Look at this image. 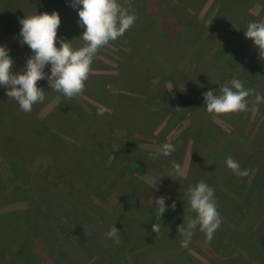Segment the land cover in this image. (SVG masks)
<instances>
[{
  "label": "rangeland",
  "instance_id": "1",
  "mask_svg": "<svg viewBox=\"0 0 264 264\" xmlns=\"http://www.w3.org/2000/svg\"><path fill=\"white\" fill-rule=\"evenodd\" d=\"M44 3L60 17L57 39L82 47L70 0ZM130 8L134 25L98 51L81 95L65 98L52 81L40 80L45 100L24 113L0 87V264H69L71 257L74 264H264V102L258 111L212 118L202 95L219 94L232 79L264 95V61L243 32L249 22L264 24V0H131ZM37 12L0 27L14 73L32 55L19 43V20ZM255 93L247 97L249 109ZM165 143L175 146L176 158L151 159ZM229 156L249 174L228 169ZM128 159L145 171L132 163L126 176L108 172ZM173 162L183 173L170 178ZM200 181L214 189L216 202L227 195L235 204L220 203L223 227L210 242L197 228L182 248L178 228L194 213L181 201ZM159 197L166 207H182L157 221V237L169 243L145 240L149 250L133 245L121 253L112 240L99 249L97 237L113 226L120 243L128 237L132 245L144 223L137 221L155 215Z\"/></svg>",
  "mask_w": 264,
  "mask_h": 264
},
{
  "label": "clouds",
  "instance_id": "2",
  "mask_svg": "<svg viewBox=\"0 0 264 264\" xmlns=\"http://www.w3.org/2000/svg\"><path fill=\"white\" fill-rule=\"evenodd\" d=\"M130 2L131 0H124V4L129 5L125 7L120 0H70V7L77 10L78 27L83 29L79 39L84 44L78 49L73 48L72 41L57 39V29L61 21L55 11L19 20L21 26L19 43L27 45L32 55L26 60L24 68L14 73L10 49L0 46V87L6 90V96L14 100L22 112L30 113L33 105L45 100V91L37 87L40 80L52 81L50 86L53 91L65 98L81 95L98 51L109 42L122 37L134 25L137 17L131 11ZM243 32L244 37L257 49L259 59L264 61V24L249 22L246 31ZM48 65L51 66L50 74L44 71ZM107 87L111 88V85ZM253 93L255 90L245 88L243 81L232 79L230 86L219 88V94L217 90L203 93V108L212 118L250 110L258 111L256 106L264 102V95L255 93L254 107L249 109L247 97ZM104 111L106 109L98 112V115H103ZM175 150L173 144L165 143L160 153L152 154L151 159H157L159 155L167 157ZM225 163L227 168L239 177L249 174L247 169L241 170L239 162L231 156ZM182 173L181 166L173 162L171 170L165 176L171 178ZM186 197L188 212L194 213V216L184 217L187 219L186 226L181 225L178 228L183 237L180 245L182 248H188L197 228L205 234L206 242H210L221 224L212 187L200 181L188 187ZM165 200V197L155 199L154 216L157 221L161 220L169 208L175 210V201L166 207ZM160 227V223H153L152 231L157 234ZM106 237L112 239L116 245L120 244V231L115 226L106 233Z\"/></svg>",
  "mask_w": 264,
  "mask_h": 264
},
{
  "label": "trees",
  "instance_id": "3",
  "mask_svg": "<svg viewBox=\"0 0 264 264\" xmlns=\"http://www.w3.org/2000/svg\"><path fill=\"white\" fill-rule=\"evenodd\" d=\"M29 1H30V5H29ZM44 1L45 0H0V27H2V26H4V25H6L8 22H10V24L12 25V23L13 22H15L16 20H18V17L22 14V12H25V11H29L30 9H33L34 7H37V9H38V12H37V14L39 15V14H41V13H44V12H46V11H50L51 10V7L50 6H45V5H43V4H45L44 3ZM29 5V6H28ZM42 5V6H41ZM234 6V5H233ZM222 10H223V8H222ZM47 13V12H46ZM21 18H23V17H20L19 19H21ZM17 23V22H16ZM8 30L9 29H6V32H8ZM177 34V33H176ZM178 35V34H177ZM173 38H175V34H174V36H173ZM169 106H172L171 104H168ZM175 151L171 154V155H169V156H167L168 158H169V160H172L173 161V159H175L176 158V156H177V153L175 154ZM175 157V158H174ZM164 159H166V158H164ZM137 164V170H140V171H145V169H144V167H142L140 164H138L137 162H134V161H130V159H128V161H126L124 164H122L121 165V168L120 167H117V166H115V165H110V169H109V173H121L120 174V176L122 175V174H124L125 175V171H126V169H127V167L129 166V164ZM113 167V168H112ZM124 169H125V171H124ZM111 171V172H110ZM147 173H148V171H146ZM126 176V175H125ZM226 196V198H225V201L226 202H228V203H230V202H232V203H234L235 202V199H233V198H229L227 195H225ZM167 198H169V199H174L170 194L167 196ZM233 200V201H232ZM225 201H221L220 200V202H217V209L220 207V203L221 202H225ZM176 203H177V205H176V207H179L180 208V210L182 209V207L181 206H184L186 203H188V201H187V199L186 200H182L181 201V203H183L181 206H178V201H175ZM169 203V202H168ZM169 204H171V203H169ZM235 204V203H234ZM188 207H189V205H188ZM153 210V209H152ZM152 210H150V211H152ZM220 210V209H219ZM154 211V210H153ZM224 211V210H223ZM149 213H151V214H148V215H146V214H144L145 216H142V218H140L141 220L140 221H137V222H140V223H143L142 225H140L138 228H135V231H136V233L138 234V238H137V240H139V236L140 235H142V234H144L145 236H144V238H143V242H140V245L138 244V242H137V240H134L133 239V242H132V245H128L127 244V242H128V237H126V239H125V241H124V243H120L119 245H116L117 247L116 248H119V249H121V253H123L124 252V250L126 251L127 249H130V248H132L133 247V245L136 247V246H138V247H136L137 249H142V248H144L145 250H149L150 249V246L149 245H147V241H145V240H154L155 238H157V242H159L160 240V244L159 245H161V247L163 246V242L165 243V242H168V241H166V240H163L162 238V236H159V238L157 237V235H156V233H154L153 231H152V224L153 223H157V220L155 219V216H154V214L152 213V212H149ZM220 214H222L223 216H224V212H222L221 211V213ZM141 216V215H140ZM79 221H83V220H80L79 219ZM236 224V223H235ZM162 225V224H161ZM237 225V224H236ZM180 227V226H179ZM222 224H220V227L217 229V232H218V230H219V232H221L220 230L222 229ZM90 230H94L93 228H89ZM132 229V228H131ZM70 230V229H69ZM85 231H88L87 230V228H85L84 229ZM71 231V230H70ZM132 231H134V229H132ZM134 231V232H135ZM72 232V231H71ZM128 234H130V235H134V234H132L130 231H128ZM215 235L217 234L216 232L214 233ZM136 235V234H135ZM102 237V238H101ZM101 237H97L98 238V247H99V249L100 250H103V248L105 249V247H104V245H106V243H110L111 241H112V239H110V238H105V237H103V236H101ZM181 237H182V235H181ZM181 237H179V238H181ZM78 238H80V236H78ZM183 238V237H182ZM181 238V239H182ZM84 239H88V237H84L83 239H81V243H83V241L82 240H84ZM106 242V243H105ZM112 243V242H111ZM169 243V242H168ZM213 244V246L214 247H216L215 245H214V243H212ZM217 248V247H216ZM60 250L59 251H62L61 250V247L59 248ZM99 250V256L98 257H100V258H102V259H104V256H100L101 254H103L102 253V251H100ZM139 255V254H138ZM98 257H97V259H96V262H97V260H98ZM74 259H73V257H71L68 261H67V263H69V264H74ZM138 262V261H137ZM134 263V264H141V262H138V263ZM98 263V262H97ZM123 263H126V262H123ZM76 264V263H75ZM155 264V263H154ZM217 264H223V263H217Z\"/></svg>",
  "mask_w": 264,
  "mask_h": 264
}]
</instances>
